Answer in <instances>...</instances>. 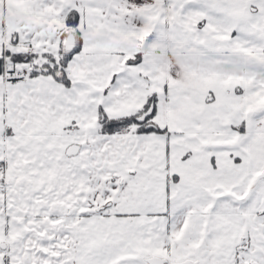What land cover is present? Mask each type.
Segmentation results:
<instances>
[{
	"label": "snow or ice",
	"instance_id": "1",
	"mask_svg": "<svg viewBox=\"0 0 264 264\" xmlns=\"http://www.w3.org/2000/svg\"><path fill=\"white\" fill-rule=\"evenodd\" d=\"M0 264H264V0H0Z\"/></svg>",
	"mask_w": 264,
	"mask_h": 264
}]
</instances>
